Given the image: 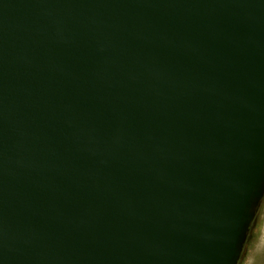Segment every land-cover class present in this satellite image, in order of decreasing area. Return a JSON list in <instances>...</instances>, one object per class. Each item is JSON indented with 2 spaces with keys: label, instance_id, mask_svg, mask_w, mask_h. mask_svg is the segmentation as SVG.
<instances>
[{
  "label": "water",
  "instance_id": "95a60500",
  "mask_svg": "<svg viewBox=\"0 0 264 264\" xmlns=\"http://www.w3.org/2000/svg\"><path fill=\"white\" fill-rule=\"evenodd\" d=\"M264 196V0H0V264H237Z\"/></svg>",
  "mask_w": 264,
  "mask_h": 264
},
{
  "label": "rangeland",
  "instance_id": "374dc122",
  "mask_svg": "<svg viewBox=\"0 0 264 264\" xmlns=\"http://www.w3.org/2000/svg\"><path fill=\"white\" fill-rule=\"evenodd\" d=\"M252 230L237 264H264V196L259 201Z\"/></svg>",
  "mask_w": 264,
  "mask_h": 264
},
{
  "label": "trees",
  "instance_id": "16d2710c",
  "mask_svg": "<svg viewBox=\"0 0 264 264\" xmlns=\"http://www.w3.org/2000/svg\"><path fill=\"white\" fill-rule=\"evenodd\" d=\"M251 230H252V224L250 225V227H249V229H248L247 237H246V240H245L244 245H243V250H244V248H245V246H246V243H247L248 238H249V236H250ZM243 250H242V251H243Z\"/></svg>",
  "mask_w": 264,
  "mask_h": 264
}]
</instances>
